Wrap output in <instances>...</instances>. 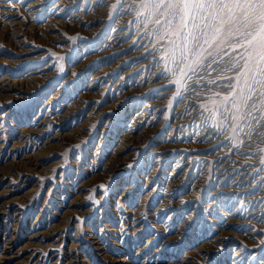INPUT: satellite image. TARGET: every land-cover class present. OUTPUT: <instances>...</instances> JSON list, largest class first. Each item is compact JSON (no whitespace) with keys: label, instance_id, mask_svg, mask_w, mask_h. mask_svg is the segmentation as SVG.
Returning a JSON list of instances; mask_svg holds the SVG:
<instances>
[{"label":"rangeland","instance_id":"1","mask_svg":"<svg viewBox=\"0 0 264 264\" xmlns=\"http://www.w3.org/2000/svg\"><path fill=\"white\" fill-rule=\"evenodd\" d=\"M131 3L0 0V264H264V139L209 103L236 72L173 85L171 45Z\"/></svg>","mask_w":264,"mask_h":264},{"label":"snow or ice","instance_id":"2","mask_svg":"<svg viewBox=\"0 0 264 264\" xmlns=\"http://www.w3.org/2000/svg\"><path fill=\"white\" fill-rule=\"evenodd\" d=\"M123 4L124 0H118L113 7ZM133 7L145 9L138 14L159 25L161 39L167 38L171 45V49L161 45L164 55L160 59H171L177 64L180 75L172 81L173 85L181 83L186 87L190 74L201 68L236 72L235 76L224 77L229 81L224 87L231 90L222 97L215 93L218 99L209 103L213 105L212 111H227L225 123L232 121L233 132L239 131L251 140L256 131L253 122L257 127L264 122V91H257L258 87L264 88V0H132L128 8ZM221 52L229 58L230 67H221L225 63ZM208 83L215 85L217 81ZM244 91L248 94L237 104V96ZM200 107L206 109L208 105ZM257 135L264 139V131ZM254 150L264 152V148ZM259 162L264 164V157Z\"/></svg>","mask_w":264,"mask_h":264},{"label":"bare ground","instance_id":"3","mask_svg":"<svg viewBox=\"0 0 264 264\" xmlns=\"http://www.w3.org/2000/svg\"><path fill=\"white\" fill-rule=\"evenodd\" d=\"M1 14V13H0ZM89 18H90V16H89ZM4 19V17L2 16V17H0V21H2ZM5 21V20H4ZM87 21H88V19H87ZM0 23H2V22H0ZM205 72H206V70L205 69H203V71H202V76H204V74H205ZM149 80V79H148ZM137 119H138V117H137ZM140 119V118H139ZM132 124H134L133 126H138L139 125V122H136V123H132ZM132 126V127H133ZM136 127H134V128H136ZM262 131H264V122H263V124L261 123V125L259 126V127H256V131L255 132H253V137H256V136H258L257 135V133H259V132H262ZM204 132V131H203ZM199 133V132H198ZM127 138V139H126ZM126 143H124L121 147H119V149L117 150V151H115V152H117V153H120L121 151H128V150H131V149H133V147H136V146H141L140 144H139V142H138V140H137V137H135L134 135H130L129 137L128 136H126ZM144 143V142H143ZM137 150V149H136ZM188 159H190V158H188ZM220 158H219V156L218 157H216L215 159H214V166H215V168H216V170L215 171H213V172H215V176H217V177H222V175L224 176V177H222V178H224V180H226V181H228L229 179H230V175L232 174H237L236 176V180H234V181H231V183H230V180H229V185H231L230 186V188H228L227 189V191L228 192H231V191H234V192H236V193H240V194H242V195H250L252 192H249V191H247V189H243L242 187H241V185H242V181L240 180V178H241V176L245 173V171H240V170H238V171H235L234 170V168H235V166H234V164H233V162H231V161H223V162H221V160H219ZM192 160V159H191ZM191 160H188L186 163H188V165H191ZM30 163H35V161L33 160V159H29L28 160ZM218 161V162H217ZM123 162V160L119 157V155L117 156V154L116 155H113L110 159H109V161H108V163L106 164V166L107 167H109L110 169H112V170H116V168L119 166V164H121ZM217 162V163H216ZM36 164V163H35ZM239 167V166H238ZM233 169V170H232ZM242 169V168H241ZM240 172V173H239ZM173 173L174 172H172L171 174L173 175ZM153 174H155V173H153ZM170 174V173H169ZM171 174H170V176H171ZM168 176V175H167ZM152 179H153V176L151 177ZM167 179V178H166ZM151 180V179H150ZM168 180V179H167ZM169 181V180H168ZM167 182V181H166ZM173 181H171V183H172ZM178 182V181H177ZM259 187L261 188V190L260 191H263L264 190V186H263V184H262V182H261V180H260V178H259ZM176 184V183H175ZM174 183H172V184H170L171 186H176ZM178 184V183H177ZM217 190H219V191H221V189H217ZM170 191H173V189L172 190H168V191H166L165 193H167V192H170ZM164 194V193H163ZM169 194H171V192L169 193ZM165 195V194H164ZM166 197V196H165ZM261 197V196H260ZM259 196H251L250 198H249V201L250 202H255L256 203V201H258V198H260ZM147 203V202H146ZM144 205V204H143ZM140 211V210H139ZM142 213V212H141ZM145 213V212H144ZM230 218V217H229ZM185 227V226H184ZM206 253H207V251H206ZM184 264V263H183Z\"/></svg>","mask_w":264,"mask_h":264}]
</instances>
